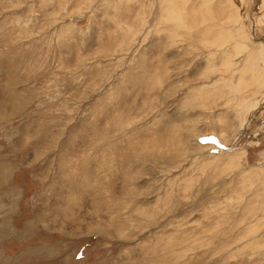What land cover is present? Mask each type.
Instances as JSON below:
<instances>
[{
    "label": "rangeland",
    "instance_id": "obj_1",
    "mask_svg": "<svg viewBox=\"0 0 264 264\" xmlns=\"http://www.w3.org/2000/svg\"><path fill=\"white\" fill-rule=\"evenodd\" d=\"M0 264H264V0H0Z\"/></svg>",
    "mask_w": 264,
    "mask_h": 264
}]
</instances>
